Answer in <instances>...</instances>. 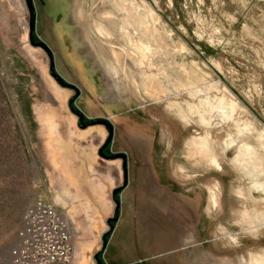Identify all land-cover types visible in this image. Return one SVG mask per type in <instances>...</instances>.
Listing matches in <instances>:
<instances>
[{"label": "rangeland", "instance_id": "1", "mask_svg": "<svg viewBox=\"0 0 264 264\" xmlns=\"http://www.w3.org/2000/svg\"><path fill=\"white\" fill-rule=\"evenodd\" d=\"M49 1L58 16L36 35L53 65L29 42L24 3L0 0V264L13 261L38 199L73 225L69 264H81V246L86 264H97L96 252L105 264L113 252L120 264H242L249 253L264 264V197L254 185L264 186V0H140L141 63L118 43L117 62L108 56L115 74L83 40L90 21H76L75 0ZM150 73L165 93H147ZM194 136L218 167L190 151ZM107 138L103 152L114 157L105 159L97 151ZM236 139L255 151L243 169L232 162Z\"/></svg>", "mask_w": 264, "mask_h": 264}, {"label": "bare ground", "instance_id": "2", "mask_svg": "<svg viewBox=\"0 0 264 264\" xmlns=\"http://www.w3.org/2000/svg\"><path fill=\"white\" fill-rule=\"evenodd\" d=\"M85 1L86 0H75L73 13L76 21L78 22H82V19H85V15L89 17L90 23H88L89 25H83L84 28L82 36L83 40L87 43V46L91 48L97 56L104 59L105 64H107L111 73L115 74V65L109 63L108 56H111L110 58L115 63L117 62L118 48L121 49L117 46L118 43L123 44L128 53L127 57L133 60L138 67L142 60L138 57H140V53L143 54V47L141 48L142 44L140 42V39L143 36L140 18L141 11L139 10L142 4L141 1H134V9L129 3H126L125 0H120L118 3L114 0H89L91 3V7L89 8L86 6L84 7ZM128 12L131 13V17L126 15ZM87 26H89L90 30H88ZM130 29H132L131 35ZM148 81L149 87L147 88V93L149 95H160L167 91L166 88L160 86L156 75L150 73ZM154 89L158 90L153 92ZM180 115L183 118H186L184 113H180ZM201 118L205 120L203 117ZM229 144H233L236 150L232 157V162L236 167L243 169L244 166H241V163L247 162L245 161V158H251V155L255 152L254 147H251L252 145L250 146L246 142H241L238 139L229 141ZM188 145L191 152L196 153L200 158H210V161L218 167V164L212 154V150L204 137L194 136L190 139ZM254 185H256L258 189H261V193L264 197L263 184L256 182ZM215 201V192L213 189H209L207 197L208 207L213 208ZM66 217H68V215ZM69 223L72 235H74L73 225L70 221ZM248 256L249 257L247 259H241L242 264H256L257 261L262 259L253 253H249Z\"/></svg>", "mask_w": 264, "mask_h": 264}, {"label": "built area", "instance_id": "3", "mask_svg": "<svg viewBox=\"0 0 264 264\" xmlns=\"http://www.w3.org/2000/svg\"><path fill=\"white\" fill-rule=\"evenodd\" d=\"M19 248L11 264H69L72 232L65 212L38 199L27 208L19 231Z\"/></svg>", "mask_w": 264, "mask_h": 264}, {"label": "flooded vegetation", "instance_id": "4", "mask_svg": "<svg viewBox=\"0 0 264 264\" xmlns=\"http://www.w3.org/2000/svg\"><path fill=\"white\" fill-rule=\"evenodd\" d=\"M21 1L25 5V14H26V19H27L29 42L33 46H38V47L44 49L49 55V62H51V65H53L54 60H53V55H52V52L49 48V45L44 39H41L40 37H38L36 35V30L38 27H39V29H44V24L46 25V20L50 19L52 23H55V19L58 16V11H57L58 6H56L57 5L56 3H53L49 0H21ZM42 18H44V20L46 18V20L43 21ZM31 22L33 23V36H32V38H30ZM40 43H43L45 45V47L40 46ZM50 55H51V57H50ZM59 81H60V79H59ZM65 83H67V82H65ZM104 248L101 251H103Z\"/></svg>", "mask_w": 264, "mask_h": 264}, {"label": "water", "instance_id": "5", "mask_svg": "<svg viewBox=\"0 0 264 264\" xmlns=\"http://www.w3.org/2000/svg\"><path fill=\"white\" fill-rule=\"evenodd\" d=\"M32 36H33V23L31 22V26H30V38H32ZM40 46H42V47H45V45L43 44V43H40ZM50 57H51V55H50ZM52 73L54 74V76L55 77H59L56 73H54V71H53V69H52ZM60 81L63 83V84H67V85H71V84H69V83H65V82H63L61 79H60ZM71 86H73V85H71ZM73 88H75L74 86H73ZM78 92V90L76 89V93ZM68 106L71 108V110L72 111H74L78 116H79V118L80 119H82L83 118V114L79 111V110H75V109H73L72 108V106H71V103L69 102L68 103ZM99 121H101V120H99ZM104 123H106V125H108V127L110 128V132H111V126H110V124L106 121V120H102ZM94 122V120H92V121H89L88 123L89 124H92ZM109 138H107V140H106V142L101 146V147H99L98 148V151H97V154L99 155V156H101L102 158H105V159H108V158H112V157H114V156H107V155H105L104 154V148H105V146L108 144V142H109ZM121 155V158H122V165H121V168H122V173H123V183H126V177H127V166H126V156L124 155V154H120ZM119 187H116V188H114L112 191H111V197H112V199H114V196H115V194L119 191ZM114 202H115V207H114V212H113V215L111 216V217H109V218H107V220H106V223L107 224H109L110 225V227H112V224H111V222H116L117 221V219H118V214H119V201L118 200H114ZM105 245H106V241H105V239H103L102 240V244H101V248L103 249V247H105ZM93 259H94V261L97 263V264H105L104 262H102L101 261V259L98 257V252H96L95 254H94V256H93Z\"/></svg>", "mask_w": 264, "mask_h": 264}, {"label": "crops", "instance_id": "6", "mask_svg": "<svg viewBox=\"0 0 264 264\" xmlns=\"http://www.w3.org/2000/svg\"><path fill=\"white\" fill-rule=\"evenodd\" d=\"M61 185H59V187H58V190L60 191L61 190V188H62V186L60 187ZM162 207L163 206H165L164 204H162L161 205ZM160 206V207H161ZM164 209H162L161 211H163ZM74 223V222H73ZM94 225L95 224H92V226H91V232H92V235H94L95 233H94V230H95V228H94ZM74 226H75V229H76V233H77V227H76V225H75V223H74ZM97 228L98 229H100V226H97ZM170 229V228H169ZM122 236H124V234H122L119 238H118V236H116V238H117V240L116 239H114L113 240V242L112 243H114L115 245H116V247L118 246V245H120L118 242H119V240H120V238H122ZM112 245V244H111ZM110 245V246H111ZM88 247H91V248H93V246H92V244L90 245V246H88ZM120 247H121V245H120ZM79 249V254H80V256H79V261L81 260V264H86L87 263V261H86V258H87V251H88V249H86L84 246H81L80 248H78ZM76 253V252H75ZM110 257V263H108V264H120V263H112V262H114V261H116L117 259H119L121 256L120 255H118L117 253H115V252H113L112 253V255L111 256H109ZM126 258H130L129 256H125ZM134 259V258H133ZM141 262V261H140Z\"/></svg>", "mask_w": 264, "mask_h": 264}, {"label": "trees", "instance_id": "7", "mask_svg": "<svg viewBox=\"0 0 264 264\" xmlns=\"http://www.w3.org/2000/svg\"><path fill=\"white\" fill-rule=\"evenodd\" d=\"M111 231V230H110ZM110 233V232H109Z\"/></svg>", "mask_w": 264, "mask_h": 264}]
</instances>
